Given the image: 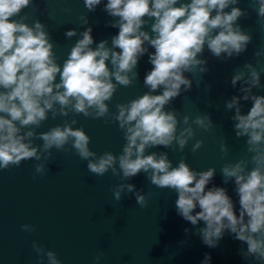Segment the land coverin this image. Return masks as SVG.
I'll return each mask as SVG.
<instances>
[{
  "label": "clouds",
  "instance_id": "9594fccd",
  "mask_svg": "<svg viewBox=\"0 0 264 264\" xmlns=\"http://www.w3.org/2000/svg\"><path fill=\"white\" fill-rule=\"evenodd\" d=\"M101 3L102 0H84L89 12ZM238 4L239 0H107L104 11L114 18L109 26L119 29L111 38V46L103 40L93 48L92 28L86 27L61 65L46 25L39 19L30 25L26 22L29 16L21 15L25 8L38 10L34 0H0V170L35 160L39 162L34 166L35 173L44 175L53 149L75 150L82 161H87L89 173L103 177L110 171L125 181L113 189L117 203L123 194L134 193L137 204L146 207L145 194L126 182L144 172L152 185L178 193L177 213L184 220L193 226L203 221L205 226L197 232L206 246L217 247L227 230L246 245L241 252L244 259L264 264V95L253 93V89L264 85L256 66L246 63V71L233 75L231 84L235 87L241 82L239 90L243 95L233 96L225 105L235 110L231 117L235 135L246 138L247 152L251 154L250 159L221 167L224 182L235 184L238 214L225 188H207L215 176V167L196 171L183 158L173 166L167 152L148 154L149 149L158 146L173 151L178 146L183 151L195 137L193 124L205 131L215 126L209 114L197 115L191 122L184 115L181 121L179 113L166 106L182 92L191 90L193 81L185 73L207 72V61L202 58L205 46L213 56L224 59L247 51L253 36L237 22L247 18L249 12ZM254 4L264 29V0H254ZM79 19L81 26L88 25L86 14ZM145 26H150V31L144 30ZM76 35L75 29L65 32L68 39ZM149 47L154 52H149ZM145 54L153 66L144 78L148 91L117 104L116 113H111L109 102L117 87L133 84L138 78V61ZM254 56H264V48ZM260 63L257 59L256 64ZM241 99L252 101L247 114L241 112ZM49 113L53 119L70 113L93 119L110 117L123 132L121 153L117 156L106 151L98 156L90 149L91 138L84 129L73 127L75 119L38 133L36 129ZM181 123L184 127H180ZM35 140L42 143L36 145ZM202 145L203 140H196L192 152ZM221 151L227 154L226 142L221 144ZM197 207L199 211H195ZM21 230L32 233L36 226L24 224ZM32 248L40 264L45 260L47 264H62L55 251L36 241ZM105 254L98 251L94 264H100ZM210 259L206 255L204 264Z\"/></svg>",
  "mask_w": 264,
  "mask_h": 264
},
{
  "label": "water",
  "instance_id": "95a60500",
  "mask_svg": "<svg viewBox=\"0 0 264 264\" xmlns=\"http://www.w3.org/2000/svg\"><path fill=\"white\" fill-rule=\"evenodd\" d=\"M106 2L102 0L94 12H89L84 0H34L38 10L33 12L32 7L25 8L21 15L29 16L26 22L30 25L36 19L46 25L57 63L62 65L71 47L81 38L79 33L86 27L92 28L93 48L103 40L111 46V38L119 29L109 26L114 18L104 11ZM236 6L249 12L247 18L241 17L237 22L244 32L253 36L247 51L224 59L213 56L205 46L202 58L207 61V72L185 73L193 81L191 90L182 92L166 106L167 110L178 112L181 121L184 115L189 116L191 122L197 115L209 114L215 126L205 131L193 124L195 137L183 151L178 146L174 151L158 146L149 149L148 154L167 152L173 166L183 158L196 171L215 167V176L207 188H225L238 214L239 197L235 184L224 182L221 167L240 159H250L251 154L247 152L246 138L235 135V122L231 119L235 110H228L225 105L233 96L243 95L239 90L241 82L233 87L231 79L236 72L246 71L244 64L252 63L257 67L264 85V56H254L256 51L264 48V29L254 11V0H239ZM65 9H71V12ZM84 14L89 23L81 26L79 17ZM70 29H75L77 35L68 39L65 32ZM144 30L150 31V26H145ZM149 52L154 49L149 47ZM257 59L261 61L259 65ZM152 67L148 54L139 59L138 78L129 87H117L109 102L111 113H116L117 104L127 103L148 91L144 78ZM253 93L264 95V87L253 89ZM240 103L242 114H247L252 101L241 99ZM73 119L77 121L73 127L84 129L91 138L90 149L98 156L106 151L117 156L121 153L125 143L123 132L110 117L93 119L70 113L67 117L58 115L53 119L49 113V118L36 131L45 132ZM180 127L184 125L181 123ZM196 140H203V145L193 153L191 149ZM225 142L226 155L221 151V144ZM34 143L40 145L42 142L35 140ZM66 147L70 148V145ZM52 154L44 175L35 173L34 166L39 163L35 160L0 170V264H40V257L32 248L33 241L55 251L62 264H94L100 250L106 253L100 264H204L206 255L211 257L207 264H258L252 258L244 259L241 252L246 245L227 230L217 247L206 246L197 232L205 226L203 221L193 226L184 220L177 213L178 193L152 185L146 173L141 172L126 181L145 194L146 207L137 204L134 193L123 194L117 203L113 189L125 182L120 177H114L110 171L103 177L89 173L87 161H82L75 150L53 149ZM251 167L249 164V170ZM199 210L197 207L195 211ZM24 224L36 226V231H22ZM185 229H188L187 233ZM44 264H47L46 260Z\"/></svg>",
  "mask_w": 264,
  "mask_h": 264
}]
</instances>
